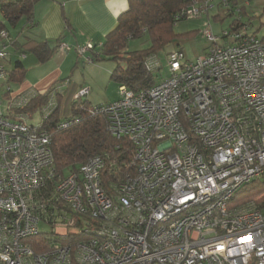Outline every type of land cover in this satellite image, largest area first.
I'll return each instance as SVG.
<instances>
[{"label": "built area", "instance_id": "built-area-1", "mask_svg": "<svg viewBox=\"0 0 264 264\" xmlns=\"http://www.w3.org/2000/svg\"><path fill=\"white\" fill-rule=\"evenodd\" d=\"M235 2L188 0L177 19ZM235 22L237 29L218 36L204 29L211 46L203 57L166 53L164 77L156 74L164 69L159 54L147 55L153 85H119L115 100L85 110L104 112L109 132L133 146V173L107 189L100 155L55 172L42 124L63 85L51 91L36 125L18 111L35 93L12 97L6 112L0 99V264H264V209L230 204L243 185L264 176V37L240 17ZM10 46L1 29L0 82ZM100 46L64 42L57 50L89 63ZM89 90L82 86L72 99ZM78 120L67 116L56 128ZM40 224L51 229L42 232Z\"/></svg>", "mask_w": 264, "mask_h": 264}, {"label": "trees", "instance_id": "trees-1", "mask_svg": "<svg viewBox=\"0 0 264 264\" xmlns=\"http://www.w3.org/2000/svg\"><path fill=\"white\" fill-rule=\"evenodd\" d=\"M37 1L39 0H0V30L6 29L9 32V26H15L22 17L28 22L32 21ZM187 5L188 0H129L128 8L117 18L116 26L107 33L101 46L96 49L98 54L93 55V62L102 59L116 62L111 78L118 85H125L134 91L153 85L155 75L145 71L143 61L147 55L159 54L172 43L177 36L174 32L175 24L185 19H177V15ZM235 21L236 19L231 26L237 29ZM67 27L71 31L68 24ZM139 38H144L149 43L148 46L139 50H127L128 42ZM61 43H64L63 36L54 45L28 39L17 47L24 53L32 54L37 62L43 64L51 59ZM13 44L14 40L10 36V45ZM25 72L22 62L15 61L11 67L8 66L6 79L1 83H20ZM68 78L56 81L42 93H35L18 111L28 114L29 118L35 113L39 114L51 91L61 82H67ZM65 86L57 95V108L42 124L51 134L50 149L55 172L57 176L64 175L77 169L89 158L100 155L105 158L102 183L107 189L133 173V146L125 138H117L109 132L104 112L85 113L91 107L90 103L83 98L77 101L72 99L81 85L67 82ZM2 96L8 101L17 95L12 89L5 88ZM70 115H78L79 120L67 128L57 129V123ZM253 199L257 200L256 204L260 209H264V176L243 185L232 197L230 204L234 206Z\"/></svg>", "mask_w": 264, "mask_h": 264}, {"label": "crops", "instance_id": "crops-1", "mask_svg": "<svg viewBox=\"0 0 264 264\" xmlns=\"http://www.w3.org/2000/svg\"><path fill=\"white\" fill-rule=\"evenodd\" d=\"M129 0H39L35 3L33 19L28 22L22 17L18 23L9 29L14 40L10 46L9 67L15 61H21L26 69L24 79L20 83L12 82L15 95L24 96L46 91L56 81L66 79L65 76L75 66L79 57L73 50L66 53L58 50L46 63H39L30 53L22 52L17 45L26 40L46 41L50 45L63 36V41L69 45L82 44L86 41L101 43L104 37L117 24L120 13L128 8ZM67 24L70 26L69 31ZM16 30V31H15ZM31 55L30 66L22 58ZM75 63V64H74ZM32 69V70H31ZM33 71V72H32ZM69 74V75H70ZM76 80V78H74ZM67 82L77 83L68 78ZM67 82H58L63 87ZM81 86H88L85 81ZM66 87V86H65Z\"/></svg>", "mask_w": 264, "mask_h": 264}, {"label": "rangeland", "instance_id": "rangeland-1", "mask_svg": "<svg viewBox=\"0 0 264 264\" xmlns=\"http://www.w3.org/2000/svg\"><path fill=\"white\" fill-rule=\"evenodd\" d=\"M238 17H240L242 23H248L250 32H254L258 37L264 36V0H237V2L231 3L228 8H215L208 15L199 18H187L177 22L174 26V32L177 36L172 43L159 52L164 69L156 74L159 77L166 75L165 54L171 50H181L188 61H194L198 57H203L211 46V41L203 36L204 29L206 27L209 28L215 36L221 35L222 31L231 28L232 22ZM207 24H209V27ZM9 29L12 31L13 27L9 26ZM221 42L222 39H220L219 43ZM148 44L144 38L130 40L127 44V50H139L146 48ZM31 57V55H28L27 58H22L24 63L28 64L27 66H30V61H33ZM74 61L76 64L74 63L75 66L72 68V74H70L69 69L65 76H69L71 80L78 82V85L83 81L86 82L88 86L85 87H88L90 90L83 99L87 100L91 106L107 105L117 98L119 85L111 78V72L115 68L116 62L102 59L87 63L82 58L78 60L74 58ZM7 87L10 89L15 88L11 83L4 85L0 82V99L3 112H6L7 102L2 96V92ZM41 120V115L35 113L32 117L28 118V123L36 125ZM258 179H262V177ZM250 201L257 202L256 199L246 202ZM39 229L42 232H47L51 229V226L40 224Z\"/></svg>", "mask_w": 264, "mask_h": 264}]
</instances>
